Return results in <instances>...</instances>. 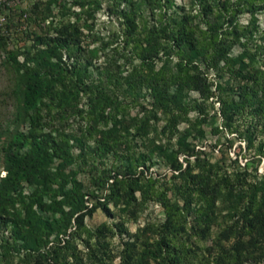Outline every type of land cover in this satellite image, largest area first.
<instances>
[{"label": "trees", "instance_id": "1", "mask_svg": "<svg viewBox=\"0 0 264 264\" xmlns=\"http://www.w3.org/2000/svg\"><path fill=\"white\" fill-rule=\"evenodd\" d=\"M65 1L33 4L42 25L20 52L22 62L18 51H6L16 73L15 121L29 129L11 132L2 145L0 264L17 255L26 264H264V176L248 170L249 159L238 164L240 146L235 158H227L234 166L228 171L227 154L212 162L188 140L194 131L204 134L208 100L215 96L222 120L211 132L246 137L244 150L264 156V137L255 141L264 133V45L252 52L248 46L264 0H189L188 11L172 13L174 0H115L136 89L117 64L105 66L96 82L87 77L86 64L65 63L63 49L69 56L81 50L79 26L54 23L53 8L60 14ZM72 2L81 10L72 13L82 15L85 1ZM245 13L244 25L238 18ZM235 44L243 50L233 56ZM97 51L89 53L96 58ZM199 62L205 70L226 72L228 80L213 85ZM143 91L147 103L139 100ZM153 156L170 168V181L149 173ZM74 163L79 167L66 171ZM79 171L93 188L91 206L75 182ZM25 184L33 194L23 192ZM110 202L125 205L128 217L155 202L163 220L135 232L122 220L89 228L85 217L95 208L112 216ZM114 235L124 239L117 251ZM206 240L210 245L200 247Z\"/></svg>", "mask_w": 264, "mask_h": 264}, {"label": "rangeland", "instance_id": "2", "mask_svg": "<svg viewBox=\"0 0 264 264\" xmlns=\"http://www.w3.org/2000/svg\"><path fill=\"white\" fill-rule=\"evenodd\" d=\"M44 0H24L17 1L14 0L12 4L7 7L0 9V176L4 173L2 166V145L6 138L10 135L11 132L16 130H21L26 132L29 129L28 123L18 120L15 121V115L18 109L17 103V93H16V73L10 63H7L8 54L7 50H14L17 53V60L22 62L24 55L20 52H23L32 42L31 37L35 32H40L41 22H39V17L34 19V14L32 12L33 4L35 2H43ZM73 0H66L65 7L62 9V12L59 14V8L57 6L53 8L56 13L54 17V23H66L70 22L79 26L78 38H79V47L80 51L73 50L74 53H70L63 49L62 59L65 63L71 64L74 63L76 66H87V77L95 79L96 82H100L103 74V68L108 66L111 70L115 69L116 64L119 67V73L122 76H126L128 81H131L130 87L133 89L137 88V85L132 82L131 75H129V66L128 61H126L125 53L128 50L124 49V43L122 41L120 18L117 14V10L112 9L115 7V0H84V13L77 17V15L72 13L81 12L80 7L72 2ZM42 4L40 3V7ZM122 6V5H121ZM183 7L184 10L188 11L189 9V0H174L169 13L172 12H181L180 9ZM69 9V10H68ZM58 10V11H57ZM197 6L192 9V12H196ZM142 12L144 15H148L150 10L148 8H143ZM31 19H29L30 17ZM83 19V20H82ZM241 24H247L249 20V14L245 13L239 16L238 18ZM255 29L253 32V39L249 41L250 51H254L256 45H264L263 39L261 36L264 32V8L259 10L256 14ZM53 32V31H52ZM119 36V37H118ZM121 36V37H120ZM116 38V39H115ZM242 41L245 39L242 37ZM78 46V45H77ZM98 48L97 57H93L89 51L93 48ZM243 48L239 44H235L230 54L233 56L238 55ZM263 55H258L257 59ZM115 60V63H114ZM257 66L261 64V59H258ZM111 61V63H108ZM247 62L248 59H245ZM200 66L205 70V66L202 62H199ZM158 65V63H157ZM108 69V68H107ZM144 71H149V68H144ZM208 80L215 85L218 82H223L228 80V74L221 70L208 69L205 70ZM127 84V83H126ZM123 84V87L126 86ZM144 91L140 93V102L147 103L148 98L143 97ZM146 95V94H145ZM192 97H198L197 92H191ZM216 97L213 96L208 100V114L206 115L205 122L201 125V128L204 131L202 136L194 131L193 134L188 138L196 148L203 150V155L210 161H215L220 157L222 152L227 157L225 159L223 168L230 171L234 169L233 164H230L229 159H233L236 156V151L239 146L242 147L240 155L237 157L239 165H243L246 159L253 161L248 167V170L251 172H257L258 175L264 176V156L260 159L254 157V149L248 151L244 150L246 144V137H236L235 133L230 134L227 131L218 135L211 132V127L213 125L221 124V116L217 110ZM132 113L135 111L132 110ZM197 115L196 112L191 111L189 113L190 118H194ZM163 122L159 121L158 126ZM186 127V123L182 122L178 125V130H183ZM50 127H46L45 130H49ZM264 137V133H260L256 137V142L260 138ZM226 139H232L233 144L229 146ZM175 141V138L173 139ZM73 152H77V148H74ZM224 155V156H225ZM56 164V163H55ZM53 164V167L55 166ZM78 164L74 163L71 166L67 167L66 171L75 170L78 168ZM171 170L163 159L153 156L152 163L149 167V173L153 176L158 177L160 180L170 181ZM75 182L80 186V188L87 194L93 188L90 186L87 174L83 171H79L76 175ZM73 183V182H72ZM71 184V183H70ZM23 192L26 195H31L34 192V187L31 185L25 184L23 187ZM90 194V193H89ZM87 195L89 205L96 202L95 197ZM98 196H101L99 192ZM137 194V193H136ZM138 195V194H137ZM109 208L112 211V216H108L100 208H95V210L85 217V223L89 228H95L101 222H120L123 221L124 227L129 232H135L138 228H143L146 224H154L163 220L162 208L155 202H149L147 205L137 211L133 216H127L122 208L115 205L113 202L109 203ZM42 214H46L45 211H41ZM3 228L0 227V235L2 234ZM4 235L9 234V230L5 229L3 231ZM125 238V237H124ZM124 240V239H123ZM118 235L111 237V245L114 251H117L121 247V242ZM200 247L209 246L210 240L203 242H198ZM79 247L82 248V244L79 243ZM1 251V248H0ZM22 256H15L12 258L10 264H26L24 261H21Z\"/></svg>", "mask_w": 264, "mask_h": 264}, {"label": "built area", "instance_id": "3", "mask_svg": "<svg viewBox=\"0 0 264 264\" xmlns=\"http://www.w3.org/2000/svg\"><path fill=\"white\" fill-rule=\"evenodd\" d=\"M13 1L14 0H0V6L3 7L4 3L10 5V4H12ZM17 1H24V0H17ZM213 89H214V86H213Z\"/></svg>", "mask_w": 264, "mask_h": 264}]
</instances>
